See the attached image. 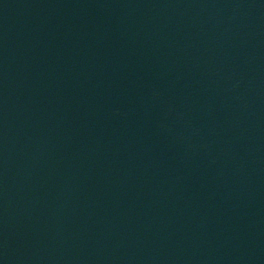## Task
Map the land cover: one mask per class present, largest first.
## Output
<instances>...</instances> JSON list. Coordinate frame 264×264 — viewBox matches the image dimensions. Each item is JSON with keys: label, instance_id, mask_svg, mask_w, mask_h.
Returning a JSON list of instances; mask_svg holds the SVG:
<instances>
[{"label": "water", "instance_id": "obj_1", "mask_svg": "<svg viewBox=\"0 0 264 264\" xmlns=\"http://www.w3.org/2000/svg\"><path fill=\"white\" fill-rule=\"evenodd\" d=\"M2 264H264V0H0Z\"/></svg>", "mask_w": 264, "mask_h": 264}, {"label": "snow or ice", "instance_id": "obj_2", "mask_svg": "<svg viewBox=\"0 0 264 264\" xmlns=\"http://www.w3.org/2000/svg\"><path fill=\"white\" fill-rule=\"evenodd\" d=\"M0 264H2V262H0Z\"/></svg>", "mask_w": 264, "mask_h": 264}]
</instances>
